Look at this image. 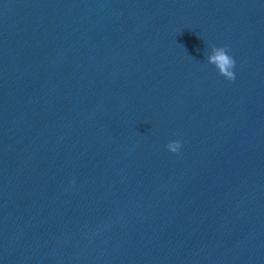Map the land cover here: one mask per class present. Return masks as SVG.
Listing matches in <instances>:
<instances>
[{"label": "clouds", "instance_id": "clouds-1", "mask_svg": "<svg viewBox=\"0 0 264 264\" xmlns=\"http://www.w3.org/2000/svg\"><path fill=\"white\" fill-rule=\"evenodd\" d=\"M230 48L225 46H211V53L207 56V60L209 63L213 64L218 72L223 75L228 80L235 79V73L233 68L235 66V59L229 55ZM181 146V142L179 140L169 141L166 147L172 152H178Z\"/></svg>", "mask_w": 264, "mask_h": 264}]
</instances>
